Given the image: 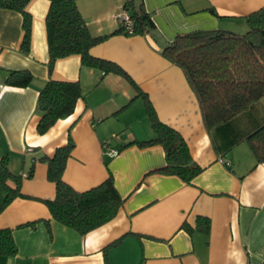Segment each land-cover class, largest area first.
<instances>
[{"label": "crops", "instance_id": "obj_1", "mask_svg": "<svg viewBox=\"0 0 264 264\" xmlns=\"http://www.w3.org/2000/svg\"><path fill=\"white\" fill-rule=\"evenodd\" d=\"M75 2L92 36L110 35L90 49L91 56L127 73L158 119L181 135L202 172L187 185L157 172L165 165L160 145L127 146L154 134L143 100L121 76L85 67L77 55L58 60L49 75L48 0H31L26 8L32 17L27 54L20 50L21 14L0 9V159L8 157L10 171L24 177L23 198L0 214V228L13 229L17 253L0 256V264H264V162H256L247 143L264 130V97L207 130L183 71L161 55L178 35L243 34L245 17L264 0H140L155 31L133 36L111 35L121 28L126 0ZM19 70L28 71L32 83L24 89L5 85L6 72ZM49 78L79 82L84 95L70 117L40 136L35 106ZM68 135L74 149L64 182L84 192L111 174L123 199L112 221L83 236L51 219L42 202L54 198L55 184L40 158L52 157ZM104 145L118 155H107ZM199 217L209 219L208 233L198 227ZM28 222L36 223L21 227Z\"/></svg>", "mask_w": 264, "mask_h": 264}, {"label": "trees", "instance_id": "obj_2", "mask_svg": "<svg viewBox=\"0 0 264 264\" xmlns=\"http://www.w3.org/2000/svg\"><path fill=\"white\" fill-rule=\"evenodd\" d=\"M31 0H0V9L13 10L21 14L23 37L20 50L27 54L31 44L32 17L26 11ZM49 9L45 18L48 73L51 76L55 63L69 56L80 57L81 64L103 73H112L124 78L135 90L137 97L144 102L154 137L147 141L130 145L147 147L160 145L165 151V165L157 172L178 177L189 185L202 172L193 162L186 142L181 135L163 124L157 117L153 106L136 83L117 64L91 56L90 49L109 36L94 37L89 32L75 0H48ZM124 11L131 21V32L121 25L117 33L127 36L147 35L155 31L151 17L145 12L140 0H126ZM247 31L236 34L224 30L196 31L178 35L166 46L161 55L171 64L179 67L193 90L207 130L225 123L237 114L264 97V7L245 17ZM33 76L25 70L7 71L5 85L13 88H27ZM79 82L57 81L49 78L40 89L35 113L39 116L36 132L46 134L59 120L70 117L76 103L83 98ZM257 163L264 162V130L247 138ZM74 149L68 135L67 143L55 150L52 157H42L47 165V179L55 184L52 200L42 201L51 219L85 235L112 221L123 199L117 192L111 174L99 185L78 192L64 182L63 173ZM33 175V166L26 178ZM22 176L14 175L9 169L8 157L0 159V214L21 194ZM198 227L208 233L209 219L199 217ZM28 222L22 226H34ZM189 230L184 224L182 226ZM123 238L106 246L103 251L115 247ZM17 246L13 229L0 228V256L13 257Z\"/></svg>", "mask_w": 264, "mask_h": 264}, {"label": "built area", "instance_id": "obj_3", "mask_svg": "<svg viewBox=\"0 0 264 264\" xmlns=\"http://www.w3.org/2000/svg\"><path fill=\"white\" fill-rule=\"evenodd\" d=\"M121 24L124 25L125 31L130 33L131 32V21L129 19V15L126 11L123 12L121 16H119ZM105 148V153L110 157H116L118 155V150L111 149L107 147V145L103 146Z\"/></svg>", "mask_w": 264, "mask_h": 264}, {"label": "rangeland", "instance_id": "obj_4", "mask_svg": "<svg viewBox=\"0 0 264 264\" xmlns=\"http://www.w3.org/2000/svg\"><path fill=\"white\" fill-rule=\"evenodd\" d=\"M245 32H246V31H245ZM245 32H243V34H244Z\"/></svg>", "mask_w": 264, "mask_h": 264}]
</instances>
